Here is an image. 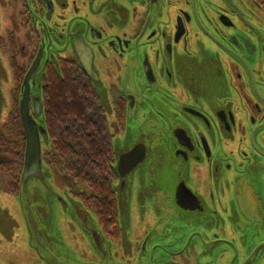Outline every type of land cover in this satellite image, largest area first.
Returning <instances> with one entry per match:
<instances>
[{
	"label": "flooded vegetation",
	"instance_id": "flooded-vegetation-1",
	"mask_svg": "<svg viewBox=\"0 0 264 264\" xmlns=\"http://www.w3.org/2000/svg\"><path fill=\"white\" fill-rule=\"evenodd\" d=\"M1 24L17 109L40 57L29 105L40 96L50 173V86L103 125L115 226L63 180L105 246L67 218L58 249L85 264H264V0H0ZM23 155L8 168L0 144V264H41L26 227L18 252Z\"/></svg>",
	"mask_w": 264,
	"mask_h": 264
},
{
	"label": "trees",
	"instance_id": "trees-1",
	"mask_svg": "<svg viewBox=\"0 0 264 264\" xmlns=\"http://www.w3.org/2000/svg\"><path fill=\"white\" fill-rule=\"evenodd\" d=\"M13 74L18 75L15 68ZM62 91L58 85H52L47 90L50 103H45L44 112L50 146L43 160L61 171L66 178L82 186L81 201L96 215L101 226H115L116 202L105 181L109 173L105 163L107 150L100 144L104 136L103 125L100 126L99 117L96 120L89 119L92 116L86 113L83 104L76 105L75 109V105L58 102ZM1 129L9 136L14 135L16 139L11 141L9 138V141L1 136L0 144L4 148L2 153L6 151L5 147L10 145L9 152L12 154L11 145L15 142L16 155L21 160L24 137L17 105L13 112L9 113Z\"/></svg>",
	"mask_w": 264,
	"mask_h": 264
},
{
	"label": "water",
	"instance_id": "water-1",
	"mask_svg": "<svg viewBox=\"0 0 264 264\" xmlns=\"http://www.w3.org/2000/svg\"><path fill=\"white\" fill-rule=\"evenodd\" d=\"M39 63L40 57L37 56L26 72L22 81V93L18 104L24 133L23 166L18 185L19 206L30 236L29 245L40 261L45 264H85L69 257L70 255H64L62 250L58 249L59 246L64 247L58 238L55 239L57 247L54 248L52 241L45 236L44 231L36 226L34 218V211L39 212L42 209L41 220L44 222L47 219L44 201L37 195L39 190L46 186V178L51 175L43 168L42 164V144L48 143V136L44 126L43 104L40 96L33 99L34 114L30 113L29 105V80L39 67ZM117 202L120 213L124 215V200L117 198ZM34 204L35 206H33ZM34 208L40 209L36 210ZM78 217V225L83 226V231L89 237L91 245L97 250L102 249L105 246L103 236L94 224L90 225L88 223L87 210L80 203Z\"/></svg>",
	"mask_w": 264,
	"mask_h": 264
},
{
	"label": "rangeland",
	"instance_id": "rangeland-1",
	"mask_svg": "<svg viewBox=\"0 0 264 264\" xmlns=\"http://www.w3.org/2000/svg\"><path fill=\"white\" fill-rule=\"evenodd\" d=\"M0 34L4 39H7L8 34H9V28L1 24L0 25ZM21 43L24 44V39H22ZM18 47H20L19 43H18ZM18 54L20 55V53H18ZM9 57L10 56L7 52L0 50V130H1L0 134H1V136H4V138L6 140H9V138H10L11 141H16L14 135L9 136L5 133V131H3L1 129L3 124H5L9 113H11V111L13 112V110L16 106V104L14 105V103L11 102L13 81H12V73H11L10 65H9ZM21 62H23V60H21ZM42 145H46V144H42ZM15 146H16V143L12 142L11 147H12L13 152H12V154H10V152H9L10 145L5 147L6 151L4 153H2L4 151V148L1 145L2 160L7 162L8 168L13 167V166H9V165H11V162H13V161H17V163L20 162V158L18 156H17V158L12 156V155L17 153ZM46 150H49V148ZM42 164H43V168L49 172V170L45 167V164L43 162H42ZM12 169L14 170V168H12ZM17 169L19 170L20 167ZM51 171H52L51 173L49 172V174H51V175H49V177L46 178V182H45L46 186L41 188L38 192V195H37L39 198H41L44 201L47 219L44 222L41 220V217H42L41 210L42 209H40V208H34L36 210H39V209L40 210H39V212L34 211L35 216L34 215L33 216H34L35 221H36V226L40 230L44 231L45 236L52 241L53 247L56 248L57 243H56L55 239L58 238L59 240L63 241L62 231H65L67 225L69 224V222L67 221V218L73 225L79 224V217H78V215H79V202L77 200H75L74 198H72L71 195L69 196V193L65 189L67 185H73L74 182L68 178H63L64 174H62L61 171H58L57 169L53 168L52 166H51ZM5 173H6V167H4V170L2 171V177L4 178V176H7V177L10 176L9 174L5 175ZM8 173H9V169H8ZM50 180H54L55 184L53 185ZM63 180H66L65 181L66 186L63 184ZM78 190L81 193L83 192L82 186L79 184H78ZM2 203H5L7 205L12 204V202L9 198H6V199L3 198ZM18 203H19V196H18ZM33 206H35V204ZM18 208H19V211L17 212L16 216L18 219V233H19L18 252L20 255L23 253L22 244L20 243V240H22L21 235L23 234L21 229H25L24 228L25 224H24V219H23L19 205H18ZM18 213H19V215H18ZM87 213H88V220L87 221L91 225V224H93V219H92L91 214L88 211H87ZM20 216L22 217L23 221L20 220ZM64 248L66 249V248H68V246L64 247ZM66 250H68V249H66ZM33 252H34V250H33ZM62 253L64 255L69 256V254L67 252H64L63 250H62ZM34 255L37 257L35 252H34ZM37 259H39V258L37 257ZM109 259H110V257H109ZM40 262H41V264H45L43 261H40ZM108 262L109 261H107V263ZM81 263H83V262H81ZM34 264H36V262Z\"/></svg>",
	"mask_w": 264,
	"mask_h": 264
}]
</instances>
